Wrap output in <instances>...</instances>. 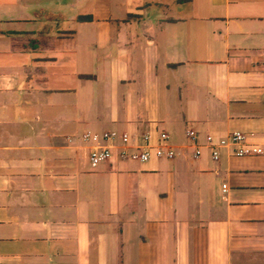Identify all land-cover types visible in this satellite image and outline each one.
<instances>
[{"label":"crops","instance_id":"0c3cea01","mask_svg":"<svg viewBox=\"0 0 264 264\" xmlns=\"http://www.w3.org/2000/svg\"><path fill=\"white\" fill-rule=\"evenodd\" d=\"M0 264H264V0H0Z\"/></svg>","mask_w":264,"mask_h":264},{"label":"built area","instance_id":"2783aa9c","mask_svg":"<svg viewBox=\"0 0 264 264\" xmlns=\"http://www.w3.org/2000/svg\"><path fill=\"white\" fill-rule=\"evenodd\" d=\"M188 138L195 147V156L198 157L202 153V149L208 148L211 151L212 158L218 160L222 149L237 147L233 155L238 157L251 156L261 153L257 148H246L244 146L245 136L241 133H234L228 138L215 140L212 136H207L204 143L200 142L197 132L194 130L188 131ZM104 145H99L94 148L90 155V162L93 167L100 163L109 160L113 156L114 150L118 147L116 144L121 143V156L123 158L148 162L153 158L173 159L175 151L170 146V137L167 133L161 132L158 135V144L152 143V136L146 135L143 138L131 136L128 134L118 135L117 132L107 133L103 137Z\"/></svg>","mask_w":264,"mask_h":264}]
</instances>
